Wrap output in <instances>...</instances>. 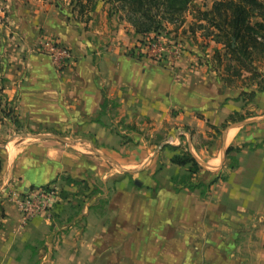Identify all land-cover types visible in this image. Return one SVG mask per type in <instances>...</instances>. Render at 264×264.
Here are the masks:
<instances>
[{
  "label": "crops",
  "instance_id": "crops-1",
  "mask_svg": "<svg viewBox=\"0 0 264 264\" xmlns=\"http://www.w3.org/2000/svg\"><path fill=\"white\" fill-rule=\"evenodd\" d=\"M213 1L193 0L206 9ZM26 3L20 24L29 35L4 45L8 64L0 99L11 106L7 112H14L20 128L52 129L63 136L59 142L65 147L43 134L17 133L13 121L0 120V139L6 138L0 143V264H264V112L246 114L240 95L254 91L252 98L259 97L264 91L257 83L248 90L216 76L210 61L219 44L201 30L190 35L195 19L189 11L177 29L186 42L180 57L156 62L136 54L141 35L109 18L108 9L95 10L94 16L91 11L89 20L81 21L49 0ZM171 28L168 23L165 30ZM92 34L98 49L90 43ZM37 36L56 38L72 58L57 66L49 56L36 54ZM234 112L245 118L228 122L217 136L212 126L219 128ZM139 121L153 131H176V146L185 143L190 150L184 149L193 150L201 171L214 177L221 171L227 179L210 185L204 195L200 188H166L155 198L87 202L83 215L67 227L47 217L19 227L16 197L51 184L59 188L68 177L87 180L95 165L102 175L95 158L111 155L108 146L120 164L145 159L120 151L128 122L135 128ZM253 126L259 133L247 137L245 128ZM252 138L260 142L253 144ZM200 139L211 140L212 150ZM79 143L94 145L97 153L75 147ZM229 146L241 149L231 153L237 159L234 168L227 167ZM103 205L116 214H105Z\"/></svg>",
  "mask_w": 264,
  "mask_h": 264
},
{
  "label": "rangeland",
  "instance_id": "rangeland-1",
  "mask_svg": "<svg viewBox=\"0 0 264 264\" xmlns=\"http://www.w3.org/2000/svg\"><path fill=\"white\" fill-rule=\"evenodd\" d=\"M26 1L27 0H0V91L3 89L4 72L6 70V65L8 64L7 63V52L4 50V45H6L7 43H10L13 40L17 41V39L22 38V37L23 39H26L25 37L29 35L27 33L23 34L22 32L23 26L20 24L22 12L27 10ZM49 1L53 2L57 9H59L58 7L61 6V7H65L71 14L73 13V11L71 12L72 7L74 5V3L71 2L72 0H49ZM94 3L96 4L95 5L96 9L95 8L94 9L97 10V13H101L103 12V10L108 9V13L110 12V15L108 14L109 18L112 17L114 20L119 18L118 12H114L110 10L111 3L107 2L106 0H94ZM199 7L203 8V6H199ZM203 9H206V8H203ZM95 10L91 12L92 16L97 14V13L95 14L93 13ZM185 14L186 13H184L182 17L183 23L180 24L179 27L175 28L174 24L169 23V25L172 26L171 29H168V31L163 30L161 32H158L160 35V45L164 47L163 51L161 52L162 58H165L163 59V61L166 60L169 62L170 60H173L171 58H173L174 56H175V59L177 57H180L179 54H180L182 45L185 44L186 42L184 41L185 38L183 39V36L181 34H178L179 32L177 31V29H179L184 24ZM73 16L76 17L77 13L75 12V15ZM79 18L81 20V17H78V19ZM81 21H84V20L82 19ZM81 31L83 32L86 31L84 23H81ZM86 35L87 36L89 35V31ZM92 35L93 36H91L92 38L90 40V43L93 47H95L93 49H98L99 48L98 39L96 36H94V34ZM150 35H155V33L152 32L150 33ZM190 35L193 36L194 33L191 32ZM147 36L148 35L141 36L142 38L139 40L137 46H135V51L138 56H143L145 54L141 52V49L145 46V43H146L145 39ZM38 38L39 37L37 36L33 40L34 41L33 42L34 52L36 54L47 55L50 57V59L55 61L54 57H52L49 53H47V51L44 48V44L46 40H43V39L41 40ZM49 38L51 39L53 37H49ZM104 41H105L104 39H100L99 42H104ZM144 50H146V48H144ZM69 52L71 55L70 50ZM211 54L213 56V52ZM68 60H70V58ZM157 61L158 60H156V62ZM159 61H162V60H159ZM55 62L57 66H63V64L66 63L67 61L60 62V63L57 61ZM210 64H211L212 69L214 70L215 68H214V63H213L212 58H211ZM257 66L259 69L260 68L262 69L264 68V63H257ZM224 73L225 72H223V74ZM215 74L216 76H219L220 78H221V75H223V74H219L216 71H215ZM242 85L246 89L250 90V88L248 86H245L243 81L240 79H235L231 86L239 87ZM242 101L244 102V105H245L246 114L247 113L254 114V117H258L264 112V93L259 95V97L255 96L254 98L248 95H242ZM8 108H11V106L7 104V102L3 98H1L0 99V120H3L4 117H7L11 121H13L15 124V131L17 133L30 134L28 136H35V137H39L38 135L43 134L42 136H44V138L49 137L51 139L50 141L52 144L55 143L59 146L62 145L65 147V145H63L64 143L59 142L60 139L63 138V136L56 135L53 131H48L52 129H46V131H43L45 129L33 130V129H24L22 127L20 128V125L18 124V120L16 119V115L14 114L12 110H9V112H7ZM123 123L125 125V122ZM130 123L131 122H128L127 125L129 126H127L126 128L125 126H123V129L125 128V133L122 134L120 138L121 141H123V145L121 146L120 151H123L124 153H126V155L133 153V154H137L138 156L142 155V157L147 156L145 159L144 157L143 159H135V158L126 159L124 160V163L120 164L121 161L119 162L118 160L116 159L114 160L111 158V155L113 152H111L110 150H113L114 147L108 146L107 150H109V153L111 155H107L103 153V154H100L101 156L96 155L97 158H95L96 163L99 162L102 164L101 165L103 169L102 175H98V172H99L98 168L100 167L97 168L95 165L94 166L95 174H91L88 171L89 174H88L87 180H83L81 178L83 176H80V177L74 176V178L72 177L66 178L65 181L61 180L62 184H59V188L51 184V186H48V187H51V188L56 187L55 188L56 192L51 201V207L49 208L48 214H43V215L40 214L38 216L32 217L30 220L36 217H47V218H52V219L54 218L57 221L59 220V221L64 222L62 226L67 227L69 222L83 215L82 213L84 210V206L86 205L87 202H89L91 205L93 203V206L94 205L99 206L101 201H104V200L109 201L111 204L112 201H116L115 199H123V200L149 199V198H155L160 191L166 190V188L173 190L177 186V184L172 181V176L179 177L181 176V174L185 172L184 168L170 163L168 158L171 155L172 151H170L167 147H165L166 145H171V144L176 145L179 143V142H176V135H175L176 131L171 130V133H170V132L164 131V128L153 131V127L149 125L147 126L144 125L142 121H139L138 124L133 123V125L135 126L134 128L133 126H131ZM256 130H257L256 126L249 127L248 129L245 128V132H246L245 135L247 137L256 135L259 133V130L258 131ZM221 134H222V131H221ZM8 136H10V134H8ZM181 137L185 138L186 136L183 134L181 135ZM252 139H254V141H252L253 144H258L260 142L258 140L259 138H252ZM4 140H6V138L0 139V143H2L3 145L5 143ZM66 141H68V139H66ZM199 142L202 146L203 145L207 146L206 147L207 150L209 149L212 150L213 143L211 140L209 139L201 140L200 139ZM74 145L75 147H78L79 149H83V150L86 149L90 152L93 151L97 153V151L94 150V145H86V143H79V144H74ZM181 146L182 148H187L185 143L184 145H181ZM149 152H152V153L151 155L148 156ZM192 153L194 156H196L198 160L199 158L193 150H192ZM0 167H1V160H0ZM144 168H147V169H144ZM137 169L138 171H135ZM213 177H214L213 174H210L207 171L200 170L197 172L196 176L193 177V181L195 183L198 181H203L205 183H208ZM81 183H84V185H80ZM69 187H75V188L72 189ZM15 205H16L17 210L19 211L20 218H21L22 217L21 211L19 210V207L16 201H15ZM106 207L107 205L100 206L101 209H106L105 214H109V215L116 214L115 212H113L111 208L108 209ZM1 215L2 214H0V216ZM27 223L28 222L22 223V220H20L19 227L20 228L26 227Z\"/></svg>",
  "mask_w": 264,
  "mask_h": 264
},
{
  "label": "trees",
  "instance_id": "trees-1",
  "mask_svg": "<svg viewBox=\"0 0 264 264\" xmlns=\"http://www.w3.org/2000/svg\"><path fill=\"white\" fill-rule=\"evenodd\" d=\"M111 3V11L119 13V20L132 26L136 34L141 36L150 33L159 34L165 30V24H174L175 28L183 23V15L187 11L193 13L195 21L189 31L195 33L202 30L203 36L216 45L213 48L212 60L214 71L221 75L225 83L230 84L235 79L243 81L245 86L255 82L258 91H264V68H258L257 63H264V0H214L210 9H203L193 3V0H106ZM71 12L77 17H85L88 21L90 12L95 10L94 0H72ZM110 15V12L108 13ZM223 72H222V71ZM246 73V74H244ZM243 78V79H242ZM253 96L254 91L241 92V96ZM245 116L234 112L229 115L220 127L212 126L217 136L221 134L228 122H238ZM216 136V137H217ZM172 151L170 163L184 168L181 176H172L177 184L174 188L180 191L186 188L190 191L200 188L204 195L213 183L227 179V175L216 172L208 183L194 182L193 177L202 169L196 156L179 145H166ZM241 149L229 146L226 157L229 159L228 168H234L237 159L231 153Z\"/></svg>",
  "mask_w": 264,
  "mask_h": 264
},
{
  "label": "built area",
  "instance_id": "built-area-1",
  "mask_svg": "<svg viewBox=\"0 0 264 264\" xmlns=\"http://www.w3.org/2000/svg\"><path fill=\"white\" fill-rule=\"evenodd\" d=\"M145 46L141 49L142 53H145L148 59L163 60L161 52L164 47L160 45V35H148L145 39ZM180 46V45H178ZM44 48L57 62H66L71 58L69 50L65 46H61L60 43L54 38H48L45 41ZM146 48V50H144ZM144 50V51H143ZM171 59H175V56ZM56 189L51 187H41L31 190L15 198L18 204L19 210L21 211L22 223L28 222L32 217L40 214H48L49 208L51 207V201L55 195Z\"/></svg>",
  "mask_w": 264,
  "mask_h": 264
}]
</instances>
